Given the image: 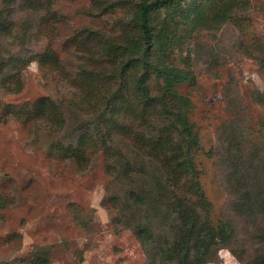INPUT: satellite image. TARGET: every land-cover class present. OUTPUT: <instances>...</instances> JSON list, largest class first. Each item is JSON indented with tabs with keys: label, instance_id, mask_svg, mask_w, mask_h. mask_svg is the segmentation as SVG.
Instances as JSON below:
<instances>
[{
	"label": "rangeland",
	"instance_id": "rangeland-1",
	"mask_svg": "<svg viewBox=\"0 0 264 264\" xmlns=\"http://www.w3.org/2000/svg\"><path fill=\"white\" fill-rule=\"evenodd\" d=\"M117 1L0 0V65L18 62L0 71V105L14 107H0V264H167L131 227L163 224L156 198L166 171L141 139L147 125L162 152L182 146L179 135L158 108L142 107L132 69L105 131L94 126L117 88L103 76L123 64L106 62L102 49L133 33L132 9ZM246 9L228 23L175 30L172 57L195 79L178 91L191 100L197 180L211 222L235 229L209 264L264 254V214L243 205L248 195L264 201V0H247ZM147 85L158 94L163 80L151 73ZM80 139L85 159L76 161ZM177 188L193 198L189 184ZM135 194L145 196L141 209Z\"/></svg>",
	"mask_w": 264,
	"mask_h": 264
},
{
	"label": "trees",
	"instance_id": "trees-1",
	"mask_svg": "<svg viewBox=\"0 0 264 264\" xmlns=\"http://www.w3.org/2000/svg\"><path fill=\"white\" fill-rule=\"evenodd\" d=\"M118 4L132 9L133 33L125 35L124 43H107L102 49V58L106 62L109 61L113 65L121 62L123 64L119 72L108 70L103 76L116 83L117 88L109 95L105 110L99 114V120L94 126L101 134L102 130L105 131L109 122L108 114L113 109L118 91L126 82L128 71L136 70L134 88L140 104L144 109L158 108L157 116L166 119L168 127L179 135L182 146L162 152L161 147H164V144L159 141V137L153 136L156 132L154 127L147 125V132L141 139L146 141L149 148L153 147L160 152L155 155V160L159 161L166 171L165 183L159 182L161 191L159 190L156 198L163 224L155 226L139 222L131 228L136 230L137 237L146 251L148 247L157 245L162 259L167 264H209L215 260L219 247L230 246L234 241L235 229L231 222L222 221L217 225L211 222V205L197 180L198 171L194 166L193 148L198 146L199 141L195 126L190 121L191 100L178 91L181 85L192 83L195 79L191 71L176 63L172 57L179 39L175 30L178 24L203 22L209 28L237 20L239 13L248 11L247 0H119L116 5ZM204 10L211 12V15L203 13ZM161 17L162 20H159ZM203 17L205 19H200ZM1 20L0 12V30ZM169 50L171 53H168ZM9 63L18 64L17 61ZM9 63L2 62L0 71L8 68ZM151 73L163 80L162 91L158 94L153 93L147 85ZM18 76L19 72L15 75L7 74L4 82L10 84ZM16 82L19 83V80ZM16 82L13 85H16ZM0 107L5 113L14 109L8 104H2ZM20 111L24 114L26 109L21 107ZM83 140L85 139H80L75 148L76 161L85 159V150L80 147ZM168 144L172 146V142ZM179 184L192 186L190 194L193 198L180 197L177 188ZM143 197L145 196L135 194L132 199L139 209L146 205L144 200L141 202ZM243 205L251 216L259 217L264 214V201L259 202L251 195L247 196ZM239 260L242 264H264V254L249 262Z\"/></svg>",
	"mask_w": 264,
	"mask_h": 264
}]
</instances>
